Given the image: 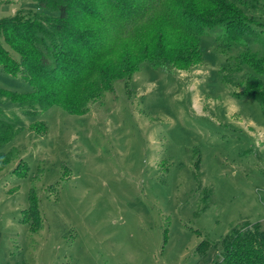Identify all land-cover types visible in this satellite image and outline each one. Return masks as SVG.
<instances>
[{"label": "rangeland", "instance_id": "obj_1", "mask_svg": "<svg viewBox=\"0 0 264 264\" xmlns=\"http://www.w3.org/2000/svg\"><path fill=\"white\" fill-rule=\"evenodd\" d=\"M39 1L0 0V25L23 21L33 11L50 12L60 22L59 1H48L47 10ZM81 3L71 2L68 27L98 26L81 13ZM247 12L253 26L264 30V0ZM108 20L110 26L97 29L107 28L115 38L117 23ZM5 27L0 264H214L220 251L213 242L239 223H264V103L236 97L264 91V72L241 57L260 60L264 41L247 46L206 36L198 64H143L75 114L64 101L43 106L44 80L32 79L11 43L23 49L27 44ZM127 42L123 38L97 63L129 55L130 63L142 62L136 54L142 42ZM166 42L177 46L175 38ZM72 49L79 56L77 46ZM103 70L111 74L109 67ZM87 75L77 97L98 85L95 69ZM203 239L212 242L203 247L205 258L197 251Z\"/></svg>", "mask_w": 264, "mask_h": 264}, {"label": "trees", "instance_id": "obj_2", "mask_svg": "<svg viewBox=\"0 0 264 264\" xmlns=\"http://www.w3.org/2000/svg\"><path fill=\"white\" fill-rule=\"evenodd\" d=\"M48 1L54 0H40L38 6L50 9L46 4ZM57 1L60 22L56 21L53 18L56 16L50 12L44 14L38 11L29 13L23 21L15 19L13 25L5 22L7 26H11L10 30L14 36L27 44L23 49L11 43L18 49L22 65L33 80H36L35 76L44 80L46 88L43 89V106L46 108L50 102L64 101L68 112L75 114L88 110L89 102L95 100L97 95H103V91L114 90L115 82H127L143 64L149 63L155 67L173 64L180 68L198 64L203 58L201 41L206 36L225 37L247 46L264 41V30L253 26L255 22L247 16V11L261 7L263 0H81V13L85 12L91 22L98 23V26L89 27V30L85 31L68 27V20L72 18L74 10L70 8L73 0ZM109 17L113 23H117L115 38L107 28H104L105 31L97 29L106 24L110 26ZM101 20L103 23L98 22ZM6 24L0 25V33L4 36L7 34L8 37ZM169 37L175 38L176 47L172 42V46H168L166 41ZM123 38L128 40V45L135 43V46H138L137 42H142L136 53L143 59L142 62L130 63L129 55L120 61L111 59L110 65H104L105 61L97 63L99 58L106 54L104 52L116 48ZM48 41L52 44L49 47ZM72 45H76L80 50L77 54L79 56L74 53ZM170 48L174 49L169 53L166 49ZM125 49L130 53L129 48ZM241 57L244 59L243 64L264 72V56H261L260 60L258 55L248 60L245 54H241ZM105 67L111 69L110 75L103 70ZM94 69L99 76L98 85H94L84 96L77 97L76 87L81 85L82 78L87 77V73ZM250 78L253 79L252 83H260L257 77ZM57 87H62L64 91L56 94L59 92L56 91ZM38 90L39 88L35 87V91ZM261 93L251 89L244 94L237 93L236 97L251 98L264 103V91ZM196 163L200 166V158ZM37 202L36 198L32 200L31 207L36 208ZM26 220L27 218H23V222ZM210 243L212 244L203 239L197 246L201 257H206L203 247L205 244L209 247ZM213 246L219 247L220 251L215 254L217 256L214 264H264V223H239L221 240L213 242Z\"/></svg>", "mask_w": 264, "mask_h": 264}]
</instances>
